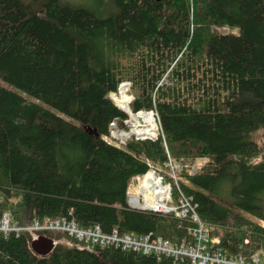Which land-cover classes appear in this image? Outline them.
Wrapping results in <instances>:
<instances>
[{"label": "trees", "instance_id": "trees-1", "mask_svg": "<svg viewBox=\"0 0 264 264\" xmlns=\"http://www.w3.org/2000/svg\"><path fill=\"white\" fill-rule=\"evenodd\" d=\"M35 1L0 0V217L67 216L181 242L185 221L126 201L148 170L140 155L163 166L167 144L212 248L264 258V0H113L107 17ZM126 80L138 92L132 111L155 110L164 139L118 149L99 137L128 118L109 97ZM35 237L0 235V264H181L59 242L39 255Z\"/></svg>", "mask_w": 264, "mask_h": 264}, {"label": "built area", "instance_id": "built-area-1", "mask_svg": "<svg viewBox=\"0 0 264 264\" xmlns=\"http://www.w3.org/2000/svg\"><path fill=\"white\" fill-rule=\"evenodd\" d=\"M126 83H122V85L127 86ZM111 97L116 102V93H113ZM140 113L153 115L152 112L148 113L144 111L137 112L136 114ZM153 116L155 118V115ZM130 122V119H127L125 121L127 128H123L124 131L121 132L120 136L114 137L119 139L123 144L131 136L141 137L129 134L128 128L133 130ZM111 124L112 122L110 123V127ZM139 128L144 130L145 127L140 125ZM145 138L156 139L157 136L154 138L145 136ZM167 160L163 166H159L152 163L148 158H142V161L148 165L149 170L144 176L132 179L127 190L126 201L131 209L173 215L185 221L188 233L187 237H189L186 240L174 244L168 240H164L153 232L138 235L121 233L117 228L110 233H106L97 224L81 227L75 219L67 216L43 220L35 219L30 225L22 226L12 220L9 212L3 213L0 217V235L9 236L14 234L19 236L24 232L59 231L68 234L69 237L88 247H111L120 249L122 252L141 253L143 255L157 256L161 259L162 257H166L174 263L264 264V258L260 252H254L248 257L231 258L222 248H212L206 223L198 211V202L193 195L185 193L180 187L179 175L182 172V164L177 163L169 154ZM163 169H167V175L163 172ZM149 173H152V181L150 185H143L145 176Z\"/></svg>", "mask_w": 264, "mask_h": 264}, {"label": "rangeland", "instance_id": "rangeland-1", "mask_svg": "<svg viewBox=\"0 0 264 264\" xmlns=\"http://www.w3.org/2000/svg\"><path fill=\"white\" fill-rule=\"evenodd\" d=\"M32 1H34V0H32ZM44 1L45 0H36L35 2L37 3L38 6H41L44 3ZM60 2H61V4L66 5V6H71L74 9L75 8H85L87 10H90V11L96 13L99 16H102V17H107V16L111 15L113 13V11H116V9H114L115 6H114V3H113V0H60ZM214 30H216V32H220V33H229L231 31L228 27H217V29L214 28ZM68 31L71 32V33H73V31L71 29H69ZM78 39H80V38L78 37ZM125 82H127L126 83L127 86H123L122 85V83H125ZM113 93L109 94L110 99H112L111 95ZM123 95H127V97H129L131 99V101H130V109H128V110H124L119 105V102L121 101V98H122ZM136 96H138V92L134 88V85H133L132 81H130V80L127 81L126 80V81L121 82V84L119 86V90L116 93V97H117L116 102L113 99H112V101L114 102V104L120 110H122L123 112L127 113V111L129 112L132 109L131 105H132L133 101L135 100V97ZM141 111H144L145 112L146 110H140L139 112H141ZM150 112H152L153 115H155V118L151 114H148V115L146 113L145 114H142L141 123H142V125L145 128H148L149 127L148 126L149 125L148 124L149 123V120H153V121L156 120L157 121V126L159 125L158 126L159 130H158V136H157L156 139L145 138V136H141L140 138H137L135 136H131L130 138H128L127 140H125V143L123 144V143L120 142L119 139L114 138V137L120 136L121 135V132L124 131L123 128L126 126L124 122L127 119H130V121H131V118H130V116L128 114H127L128 115V118L127 119H124V120L114 119V120H112L111 121L112 122L111 127H110V125L108 127V133H106L104 135H101L99 137L102 140H104L106 143H108L109 145L115 146L118 149L119 148L120 149H126V145L130 141H144V140L156 141L159 137H162L164 139V133H163L162 128H161V124H160V119H159L158 113L155 110L148 111V113H150ZM260 138H261L260 131L254 134V140L256 142H260ZM165 148H166L167 156L169 154L171 157H173L172 154L170 153L169 149H168L167 144H165ZM142 158L143 159L144 158L150 159L145 153H142ZM142 158H141V160H142ZM185 165H186V167H189V168H196L195 165H189V164H185ZM163 172L167 175V169H163ZM138 176H143V175L133 176L132 179L135 178V177H138ZM132 179L130 180V183H131ZM252 219H254L255 221H258L255 218H252ZM54 232L62 233V232H59V231H54ZM39 235L40 234H37L36 235V238ZM54 238H55L53 240L54 244L59 242L60 245H63V246H66V247H74V246L82 247V246H85L84 244L79 243L74 238L69 237L68 234H66V233H62V235H60V236L58 235V236H56ZM186 238L184 240H186ZM108 264H111V263H108Z\"/></svg>", "mask_w": 264, "mask_h": 264}, {"label": "bare ground", "instance_id": "bare-ground-1", "mask_svg": "<svg viewBox=\"0 0 264 264\" xmlns=\"http://www.w3.org/2000/svg\"><path fill=\"white\" fill-rule=\"evenodd\" d=\"M130 98L127 97V95H123L122 98H121V101L119 102V105L124 109V110H128L130 109ZM129 114H130V118H131V125L133 126V130H131L130 128H128V132L130 135H138V136H146V137H156L158 136V126H157V121L156 120H149V127L148 128H145L144 130L140 129V125H142L141 123V117H142V114H145V113H140V114H134L131 110L129 111ZM148 115V114H147ZM128 123V122H127ZM124 135V134H122ZM152 173H149L147 174L145 177V180H144V184H147V185H150L151 181H152ZM140 191V189H139ZM138 191V193H139ZM164 239V238H163ZM166 240V239H164ZM169 241V240H168ZM172 243V242H171ZM176 244V243H174Z\"/></svg>", "mask_w": 264, "mask_h": 264}, {"label": "water", "instance_id": "water-1", "mask_svg": "<svg viewBox=\"0 0 264 264\" xmlns=\"http://www.w3.org/2000/svg\"><path fill=\"white\" fill-rule=\"evenodd\" d=\"M162 1V0H156ZM32 249L39 255H46L51 252L54 247V242L51 238L41 235L38 238L34 239L31 243Z\"/></svg>", "mask_w": 264, "mask_h": 264}]
</instances>
